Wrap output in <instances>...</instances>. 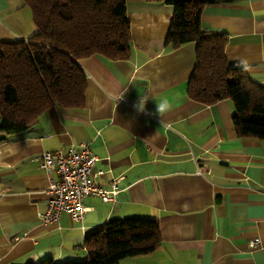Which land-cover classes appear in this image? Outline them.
I'll list each match as a JSON object with an SVG mask.
<instances>
[{
	"label": "crops",
	"instance_id": "obj_1",
	"mask_svg": "<svg viewBox=\"0 0 264 264\" xmlns=\"http://www.w3.org/2000/svg\"><path fill=\"white\" fill-rule=\"evenodd\" d=\"M125 3L130 54L77 59L86 74L84 105H53L27 128L0 132V264L76 260L85 256L87 229L131 216L156 218L161 242L120 264H264V139L236 134L230 99L205 104L188 96L196 44H166L173 4ZM200 24L226 32L228 64L264 86V0L206 4ZM35 31L24 0H0V42ZM143 98L151 115L137 108ZM163 100L171 108L158 115ZM80 140L105 170L96 182L109 189L117 180L116 201L92 194L82 200L81 219L62 211L45 223L49 180L40 156ZM254 239L260 245L250 246Z\"/></svg>",
	"mask_w": 264,
	"mask_h": 264
},
{
	"label": "trees",
	"instance_id": "obj_2",
	"mask_svg": "<svg viewBox=\"0 0 264 264\" xmlns=\"http://www.w3.org/2000/svg\"><path fill=\"white\" fill-rule=\"evenodd\" d=\"M174 13L166 37L171 47L196 44V64L187 94L212 104L230 99L235 132L264 139V86L253 82L225 56L227 33L204 30L203 7L235 0H166ZM36 31L27 39L0 42V132L27 128L53 105L82 107L86 74L77 59L99 53L110 59L130 54V22L125 0H24ZM156 218H109L85 231L86 259L57 263L52 257L26 264H120L159 246Z\"/></svg>",
	"mask_w": 264,
	"mask_h": 264
},
{
	"label": "built area",
	"instance_id": "obj_3",
	"mask_svg": "<svg viewBox=\"0 0 264 264\" xmlns=\"http://www.w3.org/2000/svg\"><path fill=\"white\" fill-rule=\"evenodd\" d=\"M98 157L89 144L83 140L53 151H44L40 156V166L48 173V184L44 192L48 195L46 210L40 215L45 223L56 222L62 211H67L74 219H81L87 208L82 200L89 195H98L112 204L118 193L117 180L111 188L101 187L96 178L105 170L96 167ZM51 171L57 175L50 176ZM260 239L249 242L250 246L260 245Z\"/></svg>",
	"mask_w": 264,
	"mask_h": 264
},
{
	"label": "clouds",
	"instance_id": "obj_4",
	"mask_svg": "<svg viewBox=\"0 0 264 264\" xmlns=\"http://www.w3.org/2000/svg\"><path fill=\"white\" fill-rule=\"evenodd\" d=\"M123 97L124 96L121 95L119 97V99L121 100ZM147 100H148L147 98L140 99L139 103L137 104V105H139V107H137V108L139 111H143V112H145V114L151 115V113H147L145 110V104H146ZM170 108H171V105L168 103V101L163 100L158 105H156V114L162 115V114L166 113L167 111H169Z\"/></svg>",
	"mask_w": 264,
	"mask_h": 264
},
{
	"label": "rangeland",
	"instance_id": "obj_5",
	"mask_svg": "<svg viewBox=\"0 0 264 264\" xmlns=\"http://www.w3.org/2000/svg\"><path fill=\"white\" fill-rule=\"evenodd\" d=\"M86 253H85V256L84 257H79L78 259H76L77 261H81V260H84V259H86ZM39 262V261H38Z\"/></svg>",
	"mask_w": 264,
	"mask_h": 264
}]
</instances>
